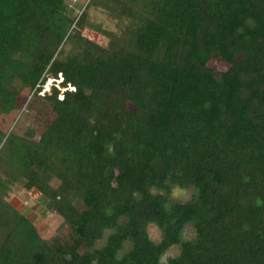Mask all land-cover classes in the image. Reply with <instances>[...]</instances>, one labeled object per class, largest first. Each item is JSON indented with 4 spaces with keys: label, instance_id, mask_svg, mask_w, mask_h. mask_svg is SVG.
<instances>
[{
    "label": "trees",
    "instance_id": "16d2710c",
    "mask_svg": "<svg viewBox=\"0 0 264 264\" xmlns=\"http://www.w3.org/2000/svg\"><path fill=\"white\" fill-rule=\"evenodd\" d=\"M78 2L0 0V120L30 91L55 113L0 123V264H264V0ZM15 186L68 230L43 236Z\"/></svg>",
    "mask_w": 264,
    "mask_h": 264
},
{
    "label": "rangeland",
    "instance_id": "374dc122",
    "mask_svg": "<svg viewBox=\"0 0 264 264\" xmlns=\"http://www.w3.org/2000/svg\"><path fill=\"white\" fill-rule=\"evenodd\" d=\"M77 11H82V2L85 4L88 0H71L72 3H76ZM89 17L92 21L101 23L104 27L110 29H117V22L112 20L107 11L103 8L90 7ZM84 34L91 39L99 42L100 44H106L108 38L100 31L93 28H85ZM217 71L225 68L227 65L221 63L217 59L211 61ZM61 78L55 80L54 78L48 77L44 82L42 90L39 94L43 95L45 91L50 92L53 83L59 84ZM62 87V86H61ZM65 90L64 87L61 91ZM33 92H25L21 96V101L24 103L23 109L18 114L8 115L3 117L0 123L3 129H12L14 132L19 134H25L28 128L31 126L38 127L41 123L39 119L55 117V113L51 110L50 106L43 100L32 96ZM0 168V174H1ZM193 189H184L179 186H174L171 192V198L177 200H188L191 198ZM8 199L24 214H26L38 227L39 231L43 236L51 237L57 234L59 231L66 232L67 227H62V219L59 214L49 210L46 205V198L36 189H27L22 186H15L9 193ZM149 233L155 241H159L162 237V231L156 224H150L148 227ZM109 231L106 232V235ZM184 238L192 239L195 237V230L192 224H187L184 233ZM105 238L98 242V245H102ZM130 243L126 242L125 248L128 249ZM179 247H173L169 249L162 257V262L166 263L168 258L175 256L179 253Z\"/></svg>",
    "mask_w": 264,
    "mask_h": 264
}]
</instances>
